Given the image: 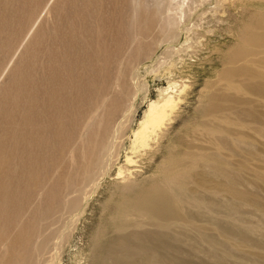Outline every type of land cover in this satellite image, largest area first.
<instances>
[{
    "label": "rangeland",
    "instance_id": "obj_1",
    "mask_svg": "<svg viewBox=\"0 0 264 264\" xmlns=\"http://www.w3.org/2000/svg\"><path fill=\"white\" fill-rule=\"evenodd\" d=\"M263 46L264 0H0V264H264V99L222 74L262 70ZM165 91L168 124L134 148ZM221 91L254 100L209 135ZM191 140L225 162L192 165ZM156 189L183 214L162 227L138 213Z\"/></svg>",
    "mask_w": 264,
    "mask_h": 264
},
{
    "label": "bare ground",
    "instance_id": "obj_2",
    "mask_svg": "<svg viewBox=\"0 0 264 264\" xmlns=\"http://www.w3.org/2000/svg\"><path fill=\"white\" fill-rule=\"evenodd\" d=\"M169 15V14H168ZM171 16V15H170ZM40 18V17H39ZM167 18V17H166ZM165 18V19H166ZM169 18H173V16H171V17H169ZM171 20V19H170ZM173 20V19H172ZM172 20L170 21V25H173V23H172ZM167 21L169 22V20L167 19ZM175 21V20H174ZM172 23V24H171ZM169 24V23H168ZM169 26V25H168ZM173 26H175V25H173ZM36 29V28H35ZM262 33V32H261ZM261 39H263V38H261ZM256 41V40H255ZM261 43V42H260ZM256 47V46H255ZM257 48V47H256ZM263 48H264V46H263ZM173 49V48H172ZM264 50V49H263ZM195 52V51H194ZM260 52H261V50H260ZM177 53V52H176ZM175 53V54H176ZM237 53H240V52H238L237 51ZM233 54V61L235 60L236 62L238 61V60H236L237 58H239V54ZM247 53H248V51H247ZM174 54V55H175ZM255 54V53H254ZM259 54V53H258ZM262 54H263V52H262ZM259 55H261V54H259ZM258 55V56H259ZM247 56V55H246ZM251 56H253V55H251ZM257 56V55H256ZM256 56H254L255 58H256ZM250 57V56H249ZM248 57V58H249ZM231 58V57H230ZM244 58V57H243ZM245 58H247V57H245ZM244 58V59H245ZM178 59V58H177ZM241 60L243 61V59L241 58ZM241 60H239L237 63H239V62H241ZM250 60V59H249ZM249 60L247 61V63L249 62ZM255 61H257V63L259 64V63H262L261 65H263V69L262 70H259V68L257 69H254V68H252L251 66H249L248 64H243V65H241V66H239V67H236V68H230V69H228V70H224V72L222 73L223 74V77H224V79L226 80V79H231L232 80V78L234 79V78H236L237 80H238V83L241 85H238V90L240 89H242V90H244V91H246V92H248V93H251V94H253V95H255L256 96V98H257V96H261V98L262 99H264V55H262L261 57H259L258 59H256ZM251 62H253V59L251 60ZM234 63V62H233ZM256 63V62H255ZM229 64V63H228ZM227 64V65H228ZM236 65V64H235ZM234 66V65H233ZM254 67H255V65H253ZM256 67H258V66H256ZM222 80H223V78H222ZM221 80V81H222ZM171 81V80H170ZM226 84V83H225ZM232 84V83H231ZM219 85V84H218ZM233 85V84H232ZM173 86V85H172ZM175 86V85H174ZM227 86V85H226ZM231 86V85H230ZM220 87H221V85H220ZM235 87V89H237ZM186 88V87H185ZM226 90L227 89H231V87H229V88H226V87H224ZM168 89V88H167ZM170 89V88H169ZM221 89V88H220ZM225 89H222V90H225ZM225 90V91H226ZM233 90H234V88H233ZM224 91V92H225ZM229 91V90H228ZM223 91H221V94L222 95H220V96H217V95H219L220 94V92H219V94H217L216 93V95H214L213 94V97H214V99L215 98H217V100L216 101H220V100H225L224 102H226L227 100H229V101H227V103L228 102H230L229 104H226V103H220V102H213V101H211L212 99H210V104H209V106H208V110L206 111V112H208L207 114H206V117L208 116V114H209V112H211V113H218V112H220L219 114H224V111H226L225 112V114H227L228 113V111L229 110H227V109H230V111H231V113H233L234 111L233 110H235V109H238V110H242L244 107H246V106H241L242 104H245V103H248V102H251L252 100H254V97H253V99L251 100V99H248V98H250V97H248V98H246V99H244L245 98V96L247 95H245L244 96V98L243 97H241V96H239L237 93H239V92H235L236 94H234V92L232 93V94H223L222 93ZM241 92V91H240ZM226 93V92H225ZM244 93V92H243ZM242 95V94H241ZM252 95V96H253ZM162 96V95H161ZM248 96V95H247ZM249 96H251V95H249ZM209 97H211L210 95H209ZM212 97V98H213ZM259 98V97H258ZM177 99H179V96L178 97H176V92L175 91H173L172 93H170L169 91H165V93H164V95H163V98L161 99V100H159V101H152L149 105H148V109L146 110V112H145V115H144V118L142 119V121L140 122V124H139V127H138V129L134 132V134H133V147L134 148H144L145 146H147V145H149V143H150V140L153 138V136L154 135H156L157 134V132L160 130V129H162V128H164L163 126H166L165 124L168 122V120L171 118V116H172V113L175 111V106L176 105H178L177 103H178V101H177ZM248 99V100H247ZM260 99V98H259ZM256 100V99H255ZM258 101V100H257ZM262 102V101H261ZM254 103H256L255 101H254ZM259 103V102H258ZM253 104V103H252ZM259 104H262V103H259ZM264 104V103H263ZM254 105V104H253ZM207 106V105H206ZM242 107V109H239V108H241ZM251 106V105H250ZM255 106V105H254ZM258 107H260V106H256V109H258ZM248 108V107H247ZM246 108V109H247ZM255 107H253V109H254ZM249 109H251V108H249ZM259 109H264L263 107L261 108H259ZM244 110L245 109H243L242 111L244 112ZM252 110V109H251ZM250 110V111H251ZM255 110V109H254ZM241 111V112H242ZM247 111H248V109H247ZM252 112H253V110H252ZM260 112V111H259ZM209 114L210 116L212 115V114ZM238 113V112H237ZM216 114H214V115H216ZM236 114V113H235ZM240 114H242V113H240ZM262 114V113H261ZM264 114V113H263ZM234 115V114H233ZM238 115H239V113H238ZM243 115V114H242ZM245 115V114H244ZM240 116V115H239ZM247 116H248V114H247ZM247 116L244 118L245 119V122L247 121L246 120V118H247ZM250 116V115H249ZM257 116H259V115H257ZM257 116H256V114L253 116V118H252V120H253V122L256 124H258V123H260L261 121L260 120H258V118H257ZM212 118H213V115L211 116ZM216 117V116H215ZM228 117H230L231 119H229ZM223 116V117H221L220 118V116H219V118L221 119H219V124L217 125V124H214V122H216L215 120H218V119H212V120H210L208 117L206 118V120H207V122H208V124L206 125V123L207 122H205V124H203V125H206L207 127H208V131L210 132V134L209 135H211V133H214V134H217L216 132H218V131H220V132H226V131H229L226 127H227V125L225 126L224 125V123H232V125H240V126H242L243 124H245V123H243V120H241V121H239V120H237V121H239V122H234V120H235V118H234V120L232 121V117H231V115L230 116ZM233 117H235V115L233 116ZM237 117V116H236ZM244 117V116H243ZM263 118H264V115L262 116ZM205 118V117H204ZM217 118H218V115H217ZM241 118H242V116H241ZM241 118H239V119H241ZM259 118H260V116H259ZM237 119V118H236ZM249 120H251V118H248ZM260 119H262V118H260ZM210 120V121H209ZM213 120H214V122H213ZM251 120V121H252ZM258 120V122H256ZM205 121V120H204ZM218 123V122H217ZM248 123V122H247ZM263 123V121L261 122V124ZM168 124V123H167ZM230 124H228V125H230ZM201 125V124H200ZM199 125V126H200ZM224 125V126H223ZM235 125V126H236ZM250 125V124H249ZM253 125V124H252ZM264 125V124H263ZM205 126V127H206ZM234 126V127H235ZM240 126H238L239 127V129H240ZM259 126V125H258ZM245 127H249V126H245ZM252 127H254V126H252ZM202 128H204V127H202ZM232 129V128H231ZM234 129V128H233ZM236 129V128H235ZM234 129V130H235ZM238 129V128H237ZM251 129V128H250ZM256 129V128H255ZM258 129V128H257ZM198 130V129H197ZM199 130H201V129H199ZM234 130L233 131H231V132H234ZM241 130H243L242 128H241ZM252 130V129H251ZM262 130H263V128H262ZM238 130H236L235 132H237ZM244 131V130H243ZM242 131V133H244ZM249 131V130H248ZM248 131L246 132V133H248ZM256 131V130H255ZM259 131H261V130H259ZM160 132V131H159ZM162 132V131H161ZM160 132V133H161ZM195 132V131H194ZM203 132H204V130H203ZM207 132V131H206ZM205 132V133H206ZM239 132V131H238ZM196 133V132H195ZM200 133H201V131H200ZM199 133V134H200ZM208 133V132H207ZM206 133V134H207ZM241 135H242V133L241 132H239ZM159 134V133H158ZM236 134H238V133H236ZM262 134V133H261ZM197 135V134H196ZM218 135H219V133H218ZM231 135V133L229 134V136ZM232 135H234V136H232ZM231 136H232V138H234L235 137V134H232ZM239 135V134H238ZM254 135V134H253ZM158 136V135H157ZM162 136V135H161ZM199 137H201L200 135H198ZM198 136H196V138H195V140L197 139V142H199L198 140ZM204 136H205V134H204ZM204 136H202L201 138L203 139V137ZM208 136V135H207ZM217 136V135H216ZM220 136H222V133L220 134ZM226 136H227V134H226ZM237 136V135H236ZM240 136V135H239ZM243 136V135H242ZM257 136V135H256ZM156 137V136H155ZM155 137H154V139H155ZM159 137V136H158ZM206 137V136H205ZM210 137H212V136H210ZM241 137V136H240ZM214 138V136L212 137V139ZM217 138H218V136H217ZM220 138H222V137H220ZM226 138H228V137H226ZM238 138V137H237ZM243 138H245V137H243ZM251 138V137H250ZM261 138V137H260ZM190 139V138H189ZM206 140H208V138L206 137L205 138ZM205 139H204V142H205ZM211 138H210V140H212ZM215 139V138H214ZM224 139V138H223ZM229 139H230V137H229ZM228 139V141H226V142H228V143H230V140ZM227 140V139H226ZM238 140V139H237ZM192 141V140H191ZM189 141V144H188V148H187V153H186V155L187 156H189L190 157V159H188V157H187V159L188 160H191V163H192V165L194 164V166H197L198 165V161H199V158L201 159V160H204L205 162L206 161H211L212 159H214V160H216L217 161V159L215 158L216 156L214 155L215 153H213V152H208L207 150L209 149L210 151H212V149L211 148H208L207 149V146H203L202 144V146H198V145H196L195 143H197V142H194V141ZM201 141H203V140H201ZM217 141V140H216ZM219 141V140H218ZM222 141V140H221ZM232 141V140H231ZM235 141H236V138H235ZM242 141V140H241ZM249 140L247 139V142H248ZM194 142V143H193ZM220 142V141H219ZM237 142V141H236ZM202 143V142H201ZM209 143L211 144H213V142L212 141H210V142H208V145H209ZM238 143H241V142H238ZM245 143V142H244ZM200 144V143H199ZM204 144V143H203ZM205 144H206V142H205ZM204 144V145H205ZM227 143H225V140H224V142L222 141V143H219L218 144V142H217V146L218 147H220L221 149H223L224 150V148H226L227 147V145H226ZM234 144H237V143H234ZM151 145V144H150ZM207 145V144H206ZM238 145V144H237ZM236 145V146H237ZM254 145V144H253ZM252 145V146H253ZM256 145V144H255ZM232 146V145H231ZM239 146V145H238ZM237 146V147H238ZM257 146V145H256ZM132 147V148H133ZM215 147V146H214ZM217 147V148H218ZM146 148V147H145ZM197 149V148H199L198 150L199 151H196L195 149ZM147 149H148V147H147ZM227 150L226 151H228L229 150V148L227 147L226 148ZM108 150V152H109V148L107 149ZM140 150V149H139ZM217 150V149H216ZM218 150H219V148H218ZM222 150V151H223ZM233 150H234V148H233ZM237 150V149H236ZM236 150H234V151H236ZM145 151V150H144ZM220 151V150H219ZM218 151V152H219ZM253 151V150H252ZM106 152V151H105ZM107 152V153H108ZM137 152V151H136ZM138 152H140V151H138ZM214 152H216V151H214ZM229 152H231L232 153V149H231V151H229ZM225 153V152H224ZM238 153V152H237ZM237 153H235L236 155H237ZM241 153V152H240ZM258 153V152H257ZM109 154V153H108ZM228 154V153H227ZM226 154V155H227ZM103 155H104V153H103ZM217 155L221 158L222 156L221 155H219V153H217ZM241 155V154H240ZM253 155V154H252ZM225 156V155H224ZM229 156V155H228ZM231 156V155H230ZM250 156V155H249ZM107 157V156H106ZM108 157H109V155H108ZM251 157V156H250ZM253 157V156H252ZM257 157V156H256ZM244 158V157H243ZM185 159V158H184ZM186 159V160H187ZM219 159V158H218ZM223 159V158H222ZM222 159H220V160H222ZM235 159V158H234ZM254 159H255V157H254ZM254 159H252V160H254ZM201 160H200V162H201ZM214 160H212L213 162H215L216 163V161H214ZM217 161V162H219V163H222L223 164V162H225L224 160H222V162L221 161ZM226 161H227V159H225ZM106 161H107V158H106ZM260 161V160H259ZM203 162V161H202ZM205 162H203L204 164H205ZM263 162V161H262ZM210 163V162H209ZM208 163V164H209ZM238 163V162H237ZM202 164V163H201ZM211 165V164H210ZM215 165V164H214ZM221 165V164H220ZM224 165H226V164H224ZM229 165V164H228ZM103 166V165H102ZM105 166H106V163H105ZM200 166V165H199ZM206 166V165H205ZM211 166H213V163H212V165ZM219 166V165H218ZM229 166H231V165H229ZM236 166V165H235ZM244 166V165H243ZM207 167V166H206ZM210 167V166H209ZM220 167V166H219ZM222 168H224L223 166H221ZM106 168V167H105ZM104 168V169H105ZM196 168V167H195ZM197 168H199V167H197ZM196 168V169H197ZM212 168V167H211ZM226 168V167H225ZM245 168H247V167H245ZM203 169V168H202ZM210 169V168H209ZM198 170V169H197ZM221 170V169H220ZM225 170V169H224ZM227 170V169H226ZM226 170H225V174H226ZM253 170V169H252ZM230 171V170H229ZM235 171H236V168H235ZM202 172H204L203 170H202ZM209 172V171H208ZM241 172V171H240ZM101 173V172H100ZM195 173V172H194ZM222 173H223V171H222ZM228 173H233V172H227V174ZM198 174V173H197ZM196 173L194 174V176H196L197 175ZM212 174V173H211ZM103 175V174H102ZM186 176H187V174H185ZM192 175V174H191ZM223 175V174H222ZM229 175V174H228ZM227 175V176H228ZM231 175V174H230ZM235 175V174H234ZM101 176V175H100ZM104 176V175H103ZM189 176V175H188ZM187 176V177H188ZM193 176V175H192ZM221 176V175H220ZM236 176V175H235ZM102 177V176H101ZM126 177V176H125ZM207 177V176H206ZM226 177V176H225ZM228 177H230V176H228ZM227 177V178H228ZM185 178V177H184ZM230 178H232V177H230ZM189 179V178H188ZM196 179V178H195ZM213 179V178H212ZM120 180V179H119ZM129 180H130V178H129ZM132 180V179H131ZM191 180V179H190ZM236 180V179H235ZM122 181V180H121ZM196 181V180H195ZM205 181V180H204ZM125 182H126V179H125ZM242 182V181H241ZM194 183V185H195V182H193ZM219 183V182H218ZM227 183V182H226ZM215 184H217L216 182H215ZM222 184V183H221ZM206 185V184H205ZM223 185V184H222ZM243 185V184H242ZM196 186H198V185H196ZM203 186V185H202ZM229 187L231 186V185H228ZM227 186V187H228ZM226 187V186H225ZM227 187L225 188V190H227ZM234 188H235V186H233ZM232 187V188H233ZM231 187L229 188L230 189V193L231 194H234V195H236V196H239V197H242V198H244V199H247L248 198V195H246L245 193H246V191H245V193H243L242 191H239L238 189H232ZM240 188V187H239ZM152 189H154V188H152ZM169 189V188H168ZM180 189V188H179ZM202 189V188H201ZM224 189V188H223ZM228 189V190H229ZM222 191V190H221ZM145 194V193H144ZM163 194H164V192H163ZM163 194H161V192H160V190H158V189H156V190H152V191H150L149 190V192L148 193H146L145 194V198H143L144 199V203L142 204V206L141 207H139V209H138V213L139 214H142V215H144L145 217H147V219L148 220H155V221H157V222H159V224L161 225L160 227H162V223L164 222V221H167L168 222V220H174V219H179V218H181L182 216H183V214H182V211L177 207V206H175V203H174V205L173 204H171L170 203V201L169 200H166L165 198H162V195ZM176 194V193H175ZM252 194V193H251ZM164 196V195H163ZM253 196V195H252ZM165 197V196H164ZM165 199V200H164ZM239 199V198H238ZM241 199V198H240ZM252 201V200H251ZM255 202V201H254ZM195 203V202H194ZM250 203V202H249ZM139 204H140V202H139ZM206 204V203H205ZM254 205L256 204V203H253ZM198 206V205H197ZM258 206V205H257ZM137 210V209H136ZM160 222H162V223H160ZM164 223H166V222H164ZM164 226V225H163Z\"/></svg>",
    "mask_w": 264,
    "mask_h": 264
}]
</instances>
